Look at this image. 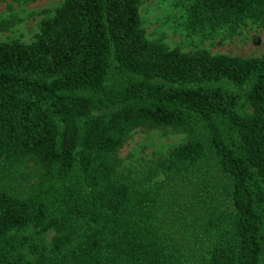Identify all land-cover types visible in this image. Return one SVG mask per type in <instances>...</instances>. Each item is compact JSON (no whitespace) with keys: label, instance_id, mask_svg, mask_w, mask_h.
<instances>
[{"label":"trees","instance_id":"obj_1","mask_svg":"<svg viewBox=\"0 0 264 264\" xmlns=\"http://www.w3.org/2000/svg\"><path fill=\"white\" fill-rule=\"evenodd\" d=\"M183 2L190 32L264 25V0ZM141 3L0 40V264H264V56L168 48ZM137 128L186 138L132 174Z\"/></svg>","mask_w":264,"mask_h":264},{"label":"rangeland","instance_id":"obj_2","mask_svg":"<svg viewBox=\"0 0 264 264\" xmlns=\"http://www.w3.org/2000/svg\"><path fill=\"white\" fill-rule=\"evenodd\" d=\"M61 1L0 0V20H15L7 30L0 32V40L31 41L40 19L50 16ZM139 16L146 36L168 48L178 47L183 51L205 48L211 53L264 56V25L250 19L233 31L226 25L211 32H190L186 27L183 0H142ZM185 138V133L159 128L134 129L118 150L121 166L134 174Z\"/></svg>","mask_w":264,"mask_h":264}]
</instances>
